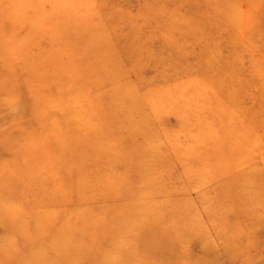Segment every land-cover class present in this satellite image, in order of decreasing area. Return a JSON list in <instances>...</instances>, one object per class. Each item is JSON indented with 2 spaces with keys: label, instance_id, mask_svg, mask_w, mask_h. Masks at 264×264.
<instances>
[{
  "label": "rangeland",
  "instance_id": "374dc122",
  "mask_svg": "<svg viewBox=\"0 0 264 264\" xmlns=\"http://www.w3.org/2000/svg\"><path fill=\"white\" fill-rule=\"evenodd\" d=\"M0 264H264V0H0Z\"/></svg>",
  "mask_w": 264,
  "mask_h": 264
},
{
  "label": "bare ground",
  "instance_id": "6f19581e",
  "mask_svg": "<svg viewBox=\"0 0 264 264\" xmlns=\"http://www.w3.org/2000/svg\"><path fill=\"white\" fill-rule=\"evenodd\" d=\"M86 8V7H85ZM88 14V13H87Z\"/></svg>",
  "mask_w": 264,
  "mask_h": 264
}]
</instances>
